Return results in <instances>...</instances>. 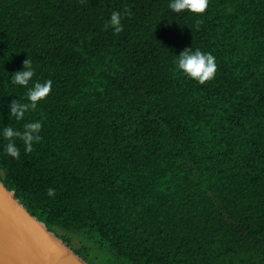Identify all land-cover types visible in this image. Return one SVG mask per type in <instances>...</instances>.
Returning <instances> with one entry per match:
<instances>
[{
  "label": "trees",
  "instance_id": "trees-1",
  "mask_svg": "<svg viewBox=\"0 0 264 264\" xmlns=\"http://www.w3.org/2000/svg\"><path fill=\"white\" fill-rule=\"evenodd\" d=\"M188 47L216 57L214 78L176 68ZM27 58L53 86L16 121L7 105L27 89L10 77ZM33 120L31 152L17 140L12 158L0 138V179L70 246L80 234L111 264H264V0H209L202 14L0 0V129Z\"/></svg>",
  "mask_w": 264,
  "mask_h": 264
},
{
  "label": "clouds",
  "instance_id": "clouds-1",
  "mask_svg": "<svg viewBox=\"0 0 264 264\" xmlns=\"http://www.w3.org/2000/svg\"><path fill=\"white\" fill-rule=\"evenodd\" d=\"M209 0H168V7L175 13H181L187 10L191 13L202 14L206 11ZM125 14H130L126 13ZM122 13L113 11L105 27H111L115 33L123 29L121 23ZM197 27L199 25L197 24ZM174 64L183 75L193 79L201 84L214 78L217 71L216 57L211 52L202 51L200 48H185L178 55H175ZM35 69L32 61L27 58L23 61L21 70L11 74L10 82L12 85L25 86L26 93L23 102L20 99H13L8 105L9 113L16 121L24 120L26 112L34 111L38 108L39 102L45 99L52 90L53 81L51 79L43 82L33 81ZM31 83V86H29ZM42 121L33 120L23 124V128H16L11 125H5L0 129V138L6 143L3 144V151L6 155L18 159L20 157V146L17 140L22 141L24 151L31 152L34 143L40 142L42 136ZM49 197L55 195V189L49 188L47 191Z\"/></svg>",
  "mask_w": 264,
  "mask_h": 264
},
{
  "label": "water",
  "instance_id": "water-1",
  "mask_svg": "<svg viewBox=\"0 0 264 264\" xmlns=\"http://www.w3.org/2000/svg\"><path fill=\"white\" fill-rule=\"evenodd\" d=\"M0 264H91L0 179Z\"/></svg>",
  "mask_w": 264,
  "mask_h": 264
},
{
  "label": "rangeland",
  "instance_id": "rangeland-1",
  "mask_svg": "<svg viewBox=\"0 0 264 264\" xmlns=\"http://www.w3.org/2000/svg\"><path fill=\"white\" fill-rule=\"evenodd\" d=\"M72 247H81L88 251L94 264H106L107 262L111 264V261L108 259L109 253L107 250L95 246L94 241L86 239L80 234L73 235Z\"/></svg>",
  "mask_w": 264,
  "mask_h": 264
}]
</instances>
